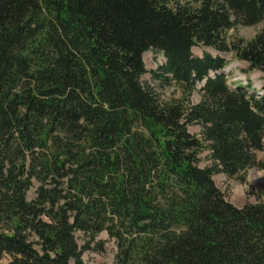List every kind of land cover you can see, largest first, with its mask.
I'll return each instance as SVG.
<instances>
[{
  "label": "trees",
  "instance_id": "1",
  "mask_svg": "<svg viewBox=\"0 0 264 264\" xmlns=\"http://www.w3.org/2000/svg\"><path fill=\"white\" fill-rule=\"evenodd\" d=\"M261 21L264 0H0V264H85L102 231L115 264H264V197L238 207L212 177L264 168V94L192 52L263 70L264 25L225 36ZM150 49L183 97L142 83Z\"/></svg>",
  "mask_w": 264,
  "mask_h": 264
},
{
  "label": "rangeland",
  "instance_id": "2",
  "mask_svg": "<svg viewBox=\"0 0 264 264\" xmlns=\"http://www.w3.org/2000/svg\"><path fill=\"white\" fill-rule=\"evenodd\" d=\"M264 25V22H258L252 25H235L231 29L225 31L227 42H231L237 38L250 39ZM194 55L202 56L204 52H209L213 56H221L225 59L224 73L228 82L233 84H241L248 86L249 91L255 95L258 90L264 86V69H249L248 63L237 59L231 51H218L212 47L204 45H195L192 48ZM163 59L160 52L150 49L143 53V60L147 72L142 74L141 81L144 85L152 87L160 96L161 99L183 97L180 88L173 83L160 84L159 81L153 78L150 74L156 69L157 64ZM202 84H198L196 89L189 95L188 99L191 102L199 100L200 92L198 91ZM188 130L195 135H199L201 126L199 124H190ZM200 166H209L212 164L209 157V150H203L199 154ZM215 184L222 190L226 198L238 207H242L249 202L262 200L264 197V168L250 167L243 176L229 177L222 172L213 174ZM33 189L30 190L32 194ZM77 241L83 245L87 240L82 233L77 232ZM102 240V250L96 249L95 241ZM95 241L90 242V248L82 254V259L85 264H115V244L109 239L107 233L102 231L98 234Z\"/></svg>",
  "mask_w": 264,
  "mask_h": 264
},
{
  "label": "bare ground",
  "instance_id": "3",
  "mask_svg": "<svg viewBox=\"0 0 264 264\" xmlns=\"http://www.w3.org/2000/svg\"><path fill=\"white\" fill-rule=\"evenodd\" d=\"M163 61H164V57H163V59L159 62V64L162 63ZM157 65H158V64H157ZM156 67H157V66H156Z\"/></svg>",
  "mask_w": 264,
  "mask_h": 264
}]
</instances>
